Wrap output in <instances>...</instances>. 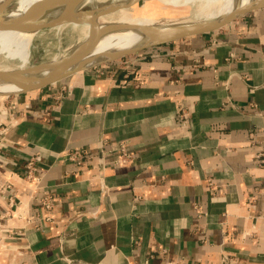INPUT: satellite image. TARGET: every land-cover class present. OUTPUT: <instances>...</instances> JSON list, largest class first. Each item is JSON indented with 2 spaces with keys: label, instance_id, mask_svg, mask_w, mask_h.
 Listing matches in <instances>:
<instances>
[{
  "label": "crops",
  "instance_id": "obj_1",
  "mask_svg": "<svg viewBox=\"0 0 264 264\" xmlns=\"http://www.w3.org/2000/svg\"><path fill=\"white\" fill-rule=\"evenodd\" d=\"M259 154L264 7L0 101V264H264Z\"/></svg>",
  "mask_w": 264,
  "mask_h": 264
},
{
  "label": "water",
  "instance_id": "obj_2",
  "mask_svg": "<svg viewBox=\"0 0 264 264\" xmlns=\"http://www.w3.org/2000/svg\"><path fill=\"white\" fill-rule=\"evenodd\" d=\"M89 1L90 0H41L35 2L26 14L21 16L20 21L31 23L28 27L21 23L15 26H5L3 22L0 23V30L21 31L32 33L34 36L43 30L58 28L63 24H84L89 27L87 38L82 35L81 39L78 40L75 45L59 57H55L49 61L33 63L25 68H15L4 72L0 71V84H12L21 88V90L17 92L1 94L0 101L48 87L78 72L124 58L125 56L134 54L148 47L167 44L179 39L218 30L241 18L251 10L264 7V4L252 8L244 6L234 14L215 22H209L207 20L197 21V19L194 21L187 20L185 23H171L163 30L153 29L150 31L151 37L148 43L142 47L118 54L96 65L88 66L86 63L89 61H86V59L102 36L132 30H141L140 27L132 24L104 22L103 17L115 12V10L121 8L124 4H140L146 0H130L128 2L122 0H96L91 4ZM15 2L16 0H4L0 4V14L6 12ZM79 10H83L81 12L82 14H77ZM50 11L59 12L57 17L51 19L53 20L52 22L46 21L44 18Z\"/></svg>",
  "mask_w": 264,
  "mask_h": 264
},
{
  "label": "bare ground",
  "instance_id": "obj_3",
  "mask_svg": "<svg viewBox=\"0 0 264 264\" xmlns=\"http://www.w3.org/2000/svg\"><path fill=\"white\" fill-rule=\"evenodd\" d=\"M3 1L0 0V4ZM38 1L41 0H16L14 5L6 12L0 14V23L3 22L5 26H15L21 23L28 27L31 23L20 21L21 16L25 15L35 2ZM95 1L90 0L89 2L91 4ZM122 1L128 2L130 0ZM263 4L264 0H146L144 1L143 8H138V4H124L121 8L115 10V12L103 17L104 22L132 24L140 27L141 30L102 36L91 53H89L86 59L89 62L86 65H96L118 54L140 48L148 43L151 37V30H163L167 25L175 22L185 23L191 13L195 15L197 21L207 20L215 22L234 14L244 6L252 8ZM131 7H134L132 10H138L139 13H131V9H129ZM82 11H77V14H82ZM58 14V11H50L44 18L46 21L52 22L53 20L51 19L57 17ZM168 16L173 17L167 19ZM180 16L183 17L180 18ZM65 26L68 25L63 24L58 28ZM73 26L87 38L89 32L88 25ZM33 38L34 34L32 33L0 30V71H10L15 68H25L28 66ZM20 90V87L12 84H0V95Z\"/></svg>",
  "mask_w": 264,
  "mask_h": 264
},
{
  "label": "rangeland",
  "instance_id": "obj_4",
  "mask_svg": "<svg viewBox=\"0 0 264 264\" xmlns=\"http://www.w3.org/2000/svg\"><path fill=\"white\" fill-rule=\"evenodd\" d=\"M144 2L138 4V8H143ZM131 13L138 14V10H132ZM173 16H168L170 19ZM183 16H180L182 18ZM197 18L191 13L188 20H196ZM72 33V34H71ZM82 34L75 29L73 25L62 28H50L36 34L31 45V57L28 65L38 62L49 61L55 57L63 55L72 45H75L81 39ZM79 37V39H78ZM106 64V63H105Z\"/></svg>",
  "mask_w": 264,
  "mask_h": 264
},
{
  "label": "built area",
  "instance_id": "obj_5",
  "mask_svg": "<svg viewBox=\"0 0 264 264\" xmlns=\"http://www.w3.org/2000/svg\"><path fill=\"white\" fill-rule=\"evenodd\" d=\"M72 86L71 85H63L60 89V92L57 94L56 96V100H58L59 102H61L65 97L69 96L72 94ZM263 154H259V157H263ZM131 159V154L128 153L126 151V149L124 148V145H121V155L117 160V164H123V163H127L129 160ZM37 157L36 156H32L30 157V159L28 160V162L25 164V178L28 179L29 181H34L37 184L40 182V177L37 175ZM262 162H264V159H262ZM210 185H212V182H210ZM13 186L11 184H8L5 187V190L9 192V195H7V202H8V214H12L13 212H17L18 207L21 205L20 202L18 203L15 199V194L10 191L11 188ZM41 204L42 207H44L45 209L52 210L53 208V202H52V198L50 196V194H48V192H45V195L43 196V198L41 199ZM222 264H230L233 261V258L227 256V255H223L222 256ZM167 264H177L175 262H168Z\"/></svg>",
  "mask_w": 264,
  "mask_h": 264
}]
</instances>
